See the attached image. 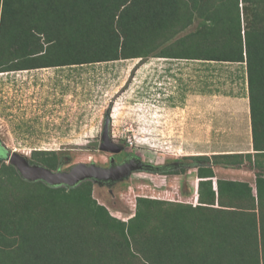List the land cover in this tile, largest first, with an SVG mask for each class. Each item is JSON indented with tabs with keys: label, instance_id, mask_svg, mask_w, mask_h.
Returning <instances> with one entry per match:
<instances>
[{
	"label": "trees",
	"instance_id": "1",
	"mask_svg": "<svg viewBox=\"0 0 264 264\" xmlns=\"http://www.w3.org/2000/svg\"><path fill=\"white\" fill-rule=\"evenodd\" d=\"M146 57L206 71L236 65L254 189L221 179L214 188L212 169L198 165L196 205L137 198L123 222L92 198L90 181L49 187L2 164L0 264H264V0H0V73ZM218 157L243 164L242 155ZM32 158L56 168L54 152Z\"/></svg>",
	"mask_w": 264,
	"mask_h": 264
},
{
	"label": "rangeland",
	"instance_id": "2",
	"mask_svg": "<svg viewBox=\"0 0 264 264\" xmlns=\"http://www.w3.org/2000/svg\"><path fill=\"white\" fill-rule=\"evenodd\" d=\"M235 66L198 72L197 63L146 57L0 73V159L5 149L30 163L34 151L54 152L56 168L51 171L68 172L79 164L108 168L109 157L116 154L118 161L124 148L153 166L180 162L181 167L173 169L180 172L134 169L112 185L82 181L92 183V198L110 216L126 222L134 215L137 198L194 206L198 163L192 156L207 143L192 138L193 118L202 120V103H193L192 97L204 77H210L211 89L220 79L221 92L234 94L230 84L239 88L242 83L234 77L230 82L226 75ZM106 124L118 153L99 150ZM2 164L9 165L4 160ZM228 172L217 174L229 177Z\"/></svg>",
	"mask_w": 264,
	"mask_h": 264
},
{
	"label": "crops",
	"instance_id": "3",
	"mask_svg": "<svg viewBox=\"0 0 264 264\" xmlns=\"http://www.w3.org/2000/svg\"><path fill=\"white\" fill-rule=\"evenodd\" d=\"M199 66V64H197ZM200 68V69H199ZM199 66L198 72H202ZM235 71V69H233ZM211 71V69H210ZM209 71V73H210ZM232 71L228 73L226 77L230 81L231 77H235V73ZM234 73V74H233ZM210 77H204L200 80L201 89L198 94L193 95L192 102L197 101L202 103L201 110H199V116H202V120H196L193 118V130L192 138L198 140H205L207 145L204 150L198 149L197 152L192 156L194 157H206L209 163L199 162L198 165L209 166L214 174L212 179L213 187L217 179L239 181L248 183L254 189L255 171L251 169L246 156L251 155L253 157L254 151L252 148L251 139V123L249 115V102L247 98V87L244 84L236 86L230 84L231 90L234 91L230 96L221 92L220 84H217L220 79L215 81V89H211L212 83L208 79ZM234 83V82H233ZM235 87L233 88V86ZM237 89V90H236ZM237 92V93H236ZM194 106V105H193ZM230 140V141H229ZM235 142V143H233ZM233 156L242 155L243 164L239 167H231L224 165L223 158L216 159V156ZM217 163V164H214ZM246 165H249L245 167ZM194 166L196 173V180L194 182V189L197 190V184L199 178L197 176V170ZM228 170L230 173L229 177H218V171ZM254 191V190H253ZM197 196L194 194L196 202Z\"/></svg>",
	"mask_w": 264,
	"mask_h": 264
},
{
	"label": "water",
	"instance_id": "4",
	"mask_svg": "<svg viewBox=\"0 0 264 264\" xmlns=\"http://www.w3.org/2000/svg\"><path fill=\"white\" fill-rule=\"evenodd\" d=\"M107 130L108 129L106 124L104 126V130L102 133V142L99 146V150L108 153H118L120 151V147H117L116 145L110 142ZM13 159H17L19 165L24 170L28 171L30 175L24 176L17 167V165L13 162ZM1 160L6 161L10 166L14 167L22 180L27 182L40 181L49 187L63 186L65 188H73L84 180H91L96 184H102L103 182H97V180L98 177L103 173L109 172L111 170L126 169L125 172L123 174H120L118 178L114 179L113 181H110V182H115L117 180H122L123 178L127 177L134 169H138L137 166L131 167L130 164H123L118 166L111 165L108 168H101L93 164L90 165L79 164L71 168L68 172H61V171L52 172L51 170L42 166L30 165L29 161L25 156L16 154L14 152L8 153L6 149H5V154L2 156V159H0V161ZM153 170L157 172L163 171L161 167L155 168ZM87 172H90L91 175H89ZM104 183L107 184L109 182H104Z\"/></svg>",
	"mask_w": 264,
	"mask_h": 264
},
{
	"label": "flooded vegetation",
	"instance_id": "5",
	"mask_svg": "<svg viewBox=\"0 0 264 264\" xmlns=\"http://www.w3.org/2000/svg\"><path fill=\"white\" fill-rule=\"evenodd\" d=\"M115 155L116 154H112L109 157V159H108V167H110L111 165H117L118 166V165H123V164H130L131 167L137 166L138 169H136V170L145 169L146 171H150V172L155 173V174H160V173H165V172H168V171H173L174 168H176L178 166L181 167L180 166V162L179 163L178 162H172L171 164H166V165H163V166H153L151 164L145 163L141 158H139L136 155H128L127 151L124 148L122 149L121 155L119 154L120 158H119L118 161L115 159ZM159 167H161L163 169L162 172H157V171L153 170V169L159 168ZM120 171L121 170H111L109 172L103 173L102 175L105 176V175L109 174L110 176H113L115 178V177H118V174L120 173ZM113 177H105V178H106V180H108L107 178H109V180H112ZM115 182H109L107 184L106 183H102V184L103 185H112ZM99 185H101V184H99Z\"/></svg>",
	"mask_w": 264,
	"mask_h": 264
},
{
	"label": "bare ground",
	"instance_id": "6",
	"mask_svg": "<svg viewBox=\"0 0 264 264\" xmlns=\"http://www.w3.org/2000/svg\"><path fill=\"white\" fill-rule=\"evenodd\" d=\"M13 162L17 165V167L19 168V170L21 171V173L24 175V176H29L30 174H29V172L28 171H26V170H24L20 165H19V163H18V161H17V159H13ZM121 170V169H120ZM125 170L126 169H122L121 171H120V173L118 174V177L120 176V174H123L124 172H125ZM89 175H91V173L90 172H87ZM97 176V175H96ZM105 177H113V176H110L109 174H107V175H105V176H100V177H98V180H97V182H110V181H113L114 179H116V178H118V177H113V179L112 180H109V178H107L108 180H105L106 178ZM169 198V197H168ZM170 200V199H169Z\"/></svg>",
	"mask_w": 264,
	"mask_h": 264
},
{
	"label": "built area",
	"instance_id": "7",
	"mask_svg": "<svg viewBox=\"0 0 264 264\" xmlns=\"http://www.w3.org/2000/svg\"><path fill=\"white\" fill-rule=\"evenodd\" d=\"M195 195H196V191H195Z\"/></svg>",
	"mask_w": 264,
	"mask_h": 264
}]
</instances>
